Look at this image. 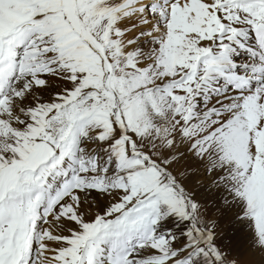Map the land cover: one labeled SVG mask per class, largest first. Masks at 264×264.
Segmentation results:
<instances>
[{
  "label": "snow or ice",
  "instance_id": "obj_1",
  "mask_svg": "<svg viewBox=\"0 0 264 264\" xmlns=\"http://www.w3.org/2000/svg\"><path fill=\"white\" fill-rule=\"evenodd\" d=\"M0 264H264V0H0Z\"/></svg>",
  "mask_w": 264,
  "mask_h": 264
},
{
  "label": "bare ground",
  "instance_id": "obj_2",
  "mask_svg": "<svg viewBox=\"0 0 264 264\" xmlns=\"http://www.w3.org/2000/svg\"><path fill=\"white\" fill-rule=\"evenodd\" d=\"M237 229L239 230L241 236L243 237L246 233H248V228L246 225H237Z\"/></svg>",
  "mask_w": 264,
  "mask_h": 264
}]
</instances>
